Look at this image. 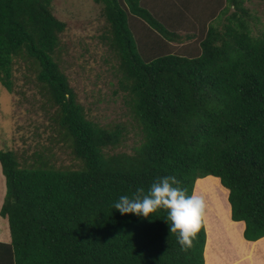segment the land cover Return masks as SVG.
Masks as SVG:
<instances>
[{
  "label": "trees",
  "instance_id": "trees-1",
  "mask_svg": "<svg viewBox=\"0 0 264 264\" xmlns=\"http://www.w3.org/2000/svg\"><path fill=\"white\" fill-rule=\"evenodd\" d=\"M96 1L108 23L100 39L117 61L118 89L140 136L131 151H111L127 125L91 119L62 70L57 56L67 23L52 0H0V82L14 93L16 61L32 62L75 160L58 166L40 150L20 157L0 148V215L11 236L0 240V264H206L203 216L182 250L166 210L149 219L112 208L120 195L147 191L168 175L189 195L199 178L219 177L232 219L245 222L244 238L264 237V28L246 0H225L211 19L210 11L197 14L206 13L193 55L160 52L157 36L183 43L195 33L162 21L142 0ZM138 23L148 25L144 36L133 28Z\"/></svg>",
  "mask_w": 264,
  "mask_h": 264
},
{
  "label": "rangeland",
  "instance_id": "rangeland-1",
  "mask_svg": "<svg viewBox=\"0 0 264 264\" xmlns=\"http://www.w3.org/2000/svg\"><path fill=\"white\" fill-rule=\"evenodd\" d=\"M162 21L177 26L184 32H194L195 37L176 43L157 36L158 46L167 52L193 55L199 51L203 26L199 16L214 12L226 5L225 0H142ZM245 5L264 28V0H246ZM55 15L66 21L61 33V48L57 60L67 74L77 93L78 100L87 108L88 116L102 125L122 122L127 125L123 143L111 151H131L140 136L134 119L118 89L117 61L113 59L100 35L108 28L103 14V4L96 0H52ZM202 14L197 15L200 11ZM213 11V12H212ZM130 19V15H128ZM209 17L207 14L206 19ZM135 17H131L132 21ZM205 22V21H204ZM136 24L137 36L145 35L146 28ZM141 30V31H140ZM152 30V29H151ZM142 32V33H141ZM152 32V31H151ZM157 33H153L152 36ZM144 37H142V40ZM153 49V48H150ZM154 54V50H145ZM15 92L10 93L0 82V148L14 149L18 155L30 156L40 150L58 166L75 163L69 147L54 127L53 110L47 103L36 79V67L31 61L17 60L14 65ZM207 180V179H206ZM209 181V180H208ZM0 204L6 191L5 177L0 166ZM205 209L210 213L206 202ZM8 219L0 215V235L6 230ZM258 244V243H257ZM262 258H258V257ZM246 264H264V253L254 256Z\"/></svg>",
  "mask_w": 264,
  "mask_h": 264
},
{
  "label": "clouds",
  "instance_id": "clouds-1",
  "mask_svg": "<svg viewBox=\"0 0 264 264\" xmlns=\"http://www.w3.org/2000/svg\"><path fill=\"white\" fill-rule=\"evenodd\" d=\"M113 209L123 214L149 218L158 209L166 210L169 232L175 233L181 249L190 247L192 239L200 228L204 209L203 197L189 195L179 186L175 176L157 177L148 187L136 188L131 195L123 194L113 202ZM150 219V218H149Z\"/></svg>",
  "mask_w": 264,
  "mask_h": 264
},
{
  "label": "crops",
  "instance_id": "crops-1",
  "mask_svg": "<svg viewBox=\"0 0 264 264\" xmlns=\"http://www.w3.org/2000/svg\"><path fill=\"white\" fill-rule=\"evenodd\" d=\"M209 177L210 191L203 192L200 189V196L203 197L204 203L207 202L210 209V213L206 210L208 212L207 215L203 209L202 214L207 235L205 247L206 264H246V261H250L254 256L257 257L253 249L254 243L257 244L259 241H264V237L255 242L244 238L245 222L232 219L231 205L228 200L229 190L222 185L219 177L208 175L199 178L193 193L196 194L197 192L198 182L202 180L206 182V178ZM206 187H208V184H206ZM3 233V235H0V240L10 241L9 223ZM263 251L264 249L260 253L263 254Z\"/></svg>",
  "mask_w": 264,
  "mask_h": 264
},
{
  "label": "bare ground",
  "instance_id": "bare-ground-1",
  "mask_svg": "<svg viewBox=\"0 0 264 264\" xmlns=\"http://www.w3.org/2000/svg\"><path fill=\"white\" fill-rule=\"evenodd\" d=\"M207 181L205 182V180H202V181H199L198 182V185H197V188H196V195H199L200 196V189H202L203 192L205 191H210V187H209V184H210V177L209 178H206ZM209 180V181H208ZM206 184H208V187H206ZM204 206H206V203H204ZM209 207V206H208ZM204 210L206 211L205 207H204ZM208 214V212L206 211V215ZM254 253L255 255H260V251L264 249V241H259L258 244L254 243ZM264 253V251H263ZM258 258H262V257H258Z\"/></svg>",
  "mask_w": 264,
  "mask_h": 264
}]
</instances>
